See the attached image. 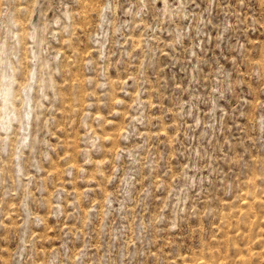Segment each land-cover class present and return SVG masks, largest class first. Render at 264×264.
Wrapping results in <instances>:
<instances>
[{
  "label": "rangeland",
  "instance_id": "374dc122",
  "mask_svg": "<svg viewBox=\"0 0 264 264\" xmlns=\"http://www.w3.org/2000/svg\"><path fill=\"white\" fill-rule=\"evenodd\" d=\"M0 95V264H264V0H0Z\"/></svg>",
  "mask_w": 264,
  "mask_h": 264
},
{
  "label": "bare ground",
  "instance_id": "6f19581e",
  "mask_svg": "<svg viewBox=\"0 0 264 264\" xmlns=\"http://www.w3.org/2000/svg\"><path fill=\"white\" fill-rule=\"evenodd\" d=\"M76 29V28H75ZM6 86V85H5ZM9 86H11V84L9 85ZM4 88V87H3ZM12 89V88H11ZM3 92V91H2ZM4 95V94H3ZM2 95V96H3ZM1 96V95H0ZM1 98V97H0ZM3 98V97H2ZM9 100V99H8ZM11 104V103H10ZM8 105V104H7ZM10 107V106H9ZM14 107V106H13ZM5 108H7V107H5ZM10 110V109H9ZM9 110L7 109L6 111H8L9 112ZM15 112V111H14ZM28 115V114H27ZM7 118H9L8 116H7ZM8 123V122H7ZM6 127V126H5Z\"/></svg>",
  "mask_w": 264,
  "mask_h": 264
}]
</instances>
